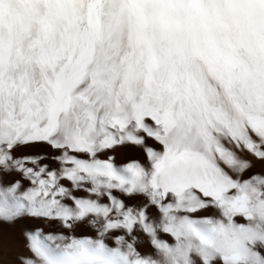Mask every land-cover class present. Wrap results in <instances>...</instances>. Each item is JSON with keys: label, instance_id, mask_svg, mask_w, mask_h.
Instances as JSON below:
<instances>
[{"label": "snow or ice", "instance_id": "snow-or-ice-1", "mask_svg": "<svg viewBox=\"0 0 264 264\" xmlns=\"http://www.w3.org/2000/svg\"><path fill=\"white\" fill-rule=\"evenodd\" d=\"M0 264H264V0H0Z\"/></svg>", "mask_w": 264, "mask_h": 264}]
</instances>
